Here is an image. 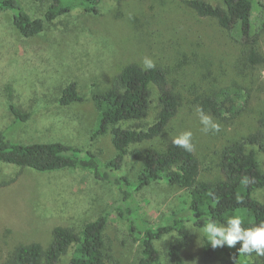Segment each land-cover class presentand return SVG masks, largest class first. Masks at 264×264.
<instances>
[{"label":"rangeland","instance_id":"obj_1","mask_svg":"<svg viewBox=\"0 0 264 264\" xmlns=\"http://www.w3.org/2000/svg\"><path fill=\"white\" fill-rule=\"evenodd\" d=\"M33 18H40L47 4L21 0ZM186 0H103L98 13L73 9L48 23L44 32L23 38L11 13L0 14V131L23 143L60 142L90 151L103 164L115 159L112 132L94 138L98 111L92 100L107 90L124 67L149 57L166 72L181 102L177 116L157 139L132 145L122 174L134 185L143 168L145 152L163 150L184 131H192L194 153L201 165L200 181L221 180L218 167L223 149L259 128L264 122V67L252 68L245 61L244 47L235 42L213 19L200 18ZM222 5L223 0H206ZM253 20L264 21V0H254ZM264 55V34L260 42ZM75 82L83 101L59 103L66 86ZM148 116L119 124L122 128L148 129L159 111L158 91L152 87ZM228 91L247 107L233 123L221 125L218 133L201 131L197 98ZM11 100L31 120L16 125L7 108ZM264 130V126H263ZM256 150V149H255ZM257 151V150H256ZM261 170L264 155L257 151ZM136 208L147 226L166 225L189 200L177 186L156 182L135 191ZM264 203V189L254 193ZM114 187L82 169L40 173L0 163V264H9L21 245L38 243L47 249L56 227L77 232L108 215L104 235L108 253L124 264H138L141 246L113 209ZM192 225V224H190ZM192 238L183 251L186 264H220L222 255L206 258L208 240L204 228L191 226ZM173 235L156 242L163 264Z\"/></svg>","mask_w":264,"mask_h":264},{"label":"trees","instance_id":"obj_2","mask_svg":"<svg viewBox=\"0 0 264 264\" xmlns=\"http://www.w3.org/2000/svg\"><path fill=\"white\" fill-rule=\"evenodd\" d=\"M35 1L47 4V10L40 18H33L21 0H0V14H12L14 27L23 38L42 34L48 23L73 9L98 13L103 0ZM185 4L200 18L215 20L235 42L241 44L250 67H264V55L259 47L264 21L260 28L255 25L254 0H223L222 5H213L206 0H186ZM152 87L159 95L155 124L146 130L119 127L123 122L141 121L148 116ZM83 100L76 83L72 82L64 89L59 103L68 106ZM92 100L98 111L93 137L112 132L117 150L114 160L103 164L90 151L60 142L23 144L11 139L8 132L0 131V163L40 173L82 169L112 185L116 191L113 209L141 246L138 264H163L155 244L169 235H173L167 252L169 264H186L183 251L191 242V226L204 228L210 220L226 224L230 217L235 216L242 218V227L245 228L264 222V203L253 196L256 191L264 189V171L257 154L259 151L264 155L263 120L255 132L223 149L218 163L221 180L200 181L201 165L194 151L186 152L171 141L163 150L152 147L144 155L139 150L133 152L136 159L143 157L144 161L134 185L129 177L122 174L130 146L162 136L179 112L181 97L161 67L146 71L142 66L130 64L123 68L107 90L94 93ZM196 102L207 115L227 124L236 121L247 108L246 102L241 104L238 96L228 91L201 96ZM7 108L16 125L28 123L33 116L23 112L11 100ZM244 177L251 178V182L247 185L242 183ZM156 182L186 190L189 200L171 222L150 227L140 218L139 209L135 206V191ZM108 217L102 216L87 224L81 232L70 227H56L47 249L38 243L21 245L13 252L9 264H124L107 251L104 231ZM240 247L238 242L231 248L212 249L206 240L203 254L208 259L222 255L220 264H264V257L240 253Z\"/></svg>","mask_w":264,"mask_h":264},{"label":"clouds","instance_id":"obj_3","mask_svg":"<svg viewBox=\"0 0 264 264\" xmlns=\"http://www.w3.org/2000/svg\"><path fill=\"white\" fill-rule=\"evenodd\" d=\"M142 63L143 69L146 71L156 67L155 61L149 57H144ZM196 113L202 125V132L207 134L209 132L218 133L221 131L219 122L215 121L210 115H207L203 109L198 107ZM172 143L189 153L195 150L193 133L190 130L184 131L173 138ZM241 182L247 185L251 182V178L244 177ZM242 225V218L235 216L230 217L226 224H219L216 221L210 220L203 230L212 249L224 246L231 248L239 242L241 245L239 249L240 253L248 256L255 254L256 256L264 257V222L251 228H245Z\"/></svg>","mask_w":264,"mask_h":264}]
</instances>
